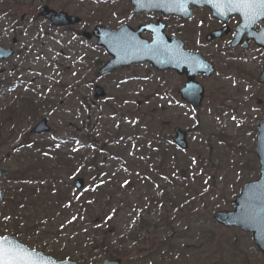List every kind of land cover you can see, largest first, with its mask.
<instances>
[{
    "label": "rangeland",
    "instance_id": "obj_1",
    "mask_svg": "<svg viewBox=\"0 0 264 264\" xmlns=\"http://www.w3.org/2000/svg\"><path fill=\"white\" fill-rule=\"evenodd\" d=\"M3 3L10 12L0 13V46L15 54L0 61V168L8 173L0 179V236L77 264H263L250 234L213 218L233 209L244 183L259 174L263 52L254 46L233 53L223 43L198 46L212 26L206 13L185 23L168 18L171 35L216 67L211 79L200 80L206 96L194 111L182 106L185 78L174 72L142 64L99 77L109 57L83 34L97 26L137 28L153 19L132 16L129 0ZM44 5L82 23L52 28L38 16ZM95 85L104 88L105 99L94 98ZM42 119L51 132L31 134ZM142 126L150 128V137ZM176 128L188 133L186 152L165 144ZM87 134L94 139H83ZM157 147L150 163L146 150ZM97 149L100 158L90 166ZM163 149L167 175L140 181L145 169L162 164ZM79 178L82 190L75 187ZM102 240L106 246L98 245Z\"/></svg>",
    "mask_w": 264,
    "mask_h": 264
},
{
    "label": "water",
    "instance_id": "obj_2",
    "mask_svg": "<svg viewBox=\"0 0 264 264\" xmlns=\"http://www.w3.org/2000/svg\"><path fill=\"white\" fill-rule=\"evenodd\" d=\"M133 6V14L160 12L165 15H176L184 19L192 16V7H208L216 19L226 20L231 15H238L241 18L239 32L247 33L250 39L255 40L257 45L264 49V27L261 31L255 32L254 27L264 16L255 19L245 17L239 11H229L220 0H130ZM39 15L48 20L53 26L75 25L80 22L77 17H71L67 13H57L45 6L40 9ZM164 27L149 25L133 31L125 26L118 31L108 28L97 27L93 34H85L87 39L93 36L98 39V46L103 47L112 57L111 60L100 70V75L109 74L119 68L130 67L133 64L150 62L158 70H175L179 74L187 71L188 81L181 90V95L193 108L198 109L204 97V89L195 82L197 75L204 74L205 78L211 76L214 71L212 64L208 63L200 54L190 53L184 49L183 43L176 37L168 38L162 32ZM145 31L152 32L155 39L149 42L142 38ZM221 33L210 34L209 41L222 37ZM234 47L238 44H232ZM13 56L11 49L6 50L0 47V60H6ZM259 83L264 84V71L259 78ZM96 98L105 96L104 90L100 87L95 89ZM50 132L46 120H42L32 130V134H45ZM174 143L181 149H187V136L181 129H176ZM256 156L260 163L259 179L246 183L241 193L234 198L235 209L233 211H219L214 219L226 227H237L244 232L252 234L255 246L263 255L264 264V120L258 125ZM7 172L0 169V179L4 178ZM84 185L82 179L77 180L76 187L81 189ZM3 201L0 190V202ZM14 244L37 254L36 259L43 257L50 264H76L73 261L57 262L51 257L30 250L11 236H5ZM103 264H121L120 260L107 261Z\"/></svg>",
    "mask_w": 264,
    "mask_h": 264
},
{
    "label": "flooded vegetation",
    "instance_id": "obj_3",
    "mask_svg": "<svg viewBox=\"0 0 264 264\" xmlns=\"http://www.w3.org/2000/svg\"><path fill=\"white\" fill-rule=\"evenodd\" d=\"M202 14V13H206L208 14V18L212 24L210 30L208 33H211V32H215V31H222L224 35V38L221 39V40H215L211 43H208L206 42V35L208 34H205L204 39L205 40H198L197 44L198 46H202V47H207V46H216L217 47V43H223L225 45V48H229V50L233 53H243V52H249L255 45L253 42H247V39H248V36L245 34L242 38H239V41H236L237 44H239V46L237 48H232L231 47V44L235 41L232 42V40H235V29L238 27L239 23H240V19L237 17V16H231V17H228L226 20H217V19H214L211 15V12L208 10V9H194L193 11V17L190 19V20H183V19H179L180 21L182 22H190L191 20H193L195 18L196 15L198 14ZM140 16H147L148 18H153L152 20H149L147 21L146 23H142V24H139L137 26V28L140 26V25H144V24H147V23H163L165 25V32L170 36L171 35V30L169 29V26L170 24L168 23V18H172L171 16L170 17H166V16H163L161 14H157V13H154V14H151V15H140ZM178 19V18H177ZM201 25H202V22H199ZM136 29V28H135ZM259 29V28H257ZM145 37H147L148 39H152V36L149 34H145L144 35ZM232 42V43H231ZM247 48L245 49L244 47ZM201 47V48H202ZM189 49V48H188ZM192 51H200L199 49H190ZM202 50V49H201ZM208 59V58H207ZM209 60V59H208ZM168 72H171V71H168ZM185 78V82H186V77L185 76H182ZM199 80H204V81H207L209 79H204V77L200 76L198 78Z\"/></svg>",
    "mask_w": 264,
    "mask_h": 264
},
{
    "label": "snow or ice",
    "instance_id": "obj_4",
    "mask_svg": "<svg viewBox=\"0 0 264 264\" xmlns=\"http://www.w3.org/2000/svg\"><path fill=\"white\" fill-rule=\"evenodd\" d=\"M229 11L235 10L250 19L264 16V0H220ZM127 183V181L125 182ZM14 244L7 237H0V264H50L43 257Z\"/></svg>",
    "mask_w": 264,
    "mask_h": 264
},
{
    "label": "trees",
    "instance_id": "obj_5",
    "mask_svg": "<svg viewBox=\"0 0 264 264\" xmlns=\"http://www.w3.org/2000/svg\"><path fill=\"white\" fill-rule=\"evenodd\" d=\"M10 12V5L9 4H7V3H3V6L2 5H0V13L1 14H3V13H7V12ZM30 106L32 105V107H33V103H31V104H29ZM33 110H35V109H33ZM141 130H143L144 132H146V135H147V137H150V135H149V133H151V131H150V128L149 127H143L142 126V128H141ZM122 136V135H121ZM120 136V137H121ZM83 139H88V140H93L94 139V137L92 136V135H90V136H88V134H87V137H85V138H83ZM163 140H164V138L163 139H161V140H159L160 142H162L163 143ZM160 149V148H159ZM100 149H97V151H96V153H95V155L89 160V162L91 161V163H90V166H93L95 163H97L98 162V160H99V158H100ZM158 147L154 150V149H151V150H146V154H148V159H149V161H150V163H152V161H153V158H156L157 157V155H158ZM161 155H162V158H161V162H162V164H159V165H155V164H152L154 167L153 168H149V169H145L144 171H143V173H141L142 175L140 176V178H139V180L141 181V180H143V181H148L147 180V178L149 177V176H154V179H156V178H158V177H160V176H162V175H167V173H166V171H165V169H164V158H165V156H166V153L164 152V150H161ZM148 161V160H147ZM147 161H145V162H147ZM148 161V162H149ZM88 161H86L85 162V165H87L86 163H87ZM189 166V165H188ZM173 167H174V165H173ZM173 167H171L170 169H171V171L173 170V171H177V169H178V167L177 166H175V168H173ZM26 172L28 171V170H25ZM97 171H99V170H97ZM172 171V172H173ZM104 192V190H103V187H102V185L101 186H99V188H97V193L96 194H98V193H103ZM27 193H31V191L29 190V191H27ZM99 195V194H98ZM165 197H166V195H165ZM164 196H163V199H162V201H161V204H164L165 202V200H166V198H165ZM169 197V196H168ZM32 198H29L28 199V203H29V201L31 200ZM170 200V199H169ZM25 202H27V200H25ZM14 203V202H13ZM83 203H85V201L83 202ZM82 203V204H83ZM86 205H87V203H86ZM83 208H85V204L82 206ZM98 245L99 246H106L105 245V240H102L101 242H99L98 243Z\"/></svg>",
    "mask_w": 264,
    "mask_h": 264
}]
</instances>
